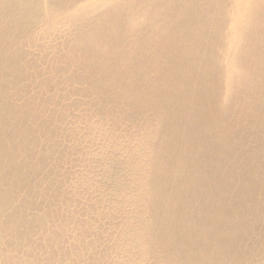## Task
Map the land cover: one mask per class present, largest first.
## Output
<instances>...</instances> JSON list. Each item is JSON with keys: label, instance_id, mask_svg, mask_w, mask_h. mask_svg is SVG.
Returning <instances> with one entry per match:
<instances>
[{"label": "bare ground", "instance_id": "1", "mask_svg": "<svg viewBox=\"0 0 264 264\" xmlns=\"http://www.w3.org/2000/svg\"><path fill=\"white\" fill-rule=\"evenodd\" d=\"M61 260L264 264V0H0V264Z\"/></svg>", "mask_w": 264, "mask_h": 264}, {"label": "snow or ice", "instance_id": "2", "mask_svg": "<svg viewBox=\"0 0 264 264\" xmlns=\"http://www.w3.org/2000/svg\"><path fill=\"white\" fill-rule=\"evenodd\" d=\"M98 2H102V0H98ZM80 215L82 217V221L87 220L89 217H91L92 220L95 221V213L88 211L86 208L80 212ZM96 222L99 223V221H96ZM55 239L57 242H60V241L64 242L65 247H64L63 251L66 254L71 252V250H72L71 246L74 244V241H71L68 236H66L63 233L58 232L56 234ZM50 264H68V262L61 260V261H52V262H50ZM72 264H76V262L73 260Z\"/></svg>", "mask_w": 264, "mask_h": 264}]
</instances>
